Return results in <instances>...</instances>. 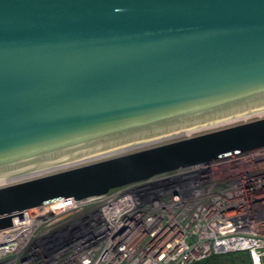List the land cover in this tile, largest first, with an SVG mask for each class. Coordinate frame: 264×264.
I'll return each mask as SVG.
<instances>
[{"label": "water", "instance_id": "water-1", "mask_svg": "<svg viewBox=\"0 0 264 264\" xmlns=\"http://www.w3.org/2000/svg\"><path fill=\"white\" fill-rule=\"evenodd\" d=\"M262 110L264 0H0V180ZM150 144L0 186V229L263 147L264 117Z\"/></svg>", "mask_w": 264, "mask_h": 264}, {"label": "built area", "instance_id": "built-area-1", "mask_svg": "<svg viewBox=\"0 0 264 264\" xmlns=\"http://www.w3.org/2000/svg\"><path fill=\"white\" fill-rule=\"evenodd\" d=\"M230 252L264 264V146L28 208L0 229V264H189Z\"/></svg>", "mask_w": 264, "mask_h": 264}, {"label": "bare ground", "instance_id": "bare-ground-1", "mask_svg": "<svg viewBox=\"0 0 264 264\" xmlns=\"http://www.w3.org/2000/svg\"><path fill=\"white\" fill-rule=\"evenodd\" d=\"M261 115L264 116V110L258 111V112H255V113H251V114H247V115H244V116L236 117V118H233V119L217 122V123L210 124V125L214 126V125H218V124H221L223 122H226V121L232 122L234 120L244 121V120L249 119V118L261 117ZM210 125H207V126L209 127ZM207 126H203V127H199V128H196V129L188 130V131H185V132L177 133V134L170 135V136L164 137L162 139H156L155 141H150V142H147V143H144V144H137V145L121 148V149H118V150H114V151L98 154V155H95V156L83 158V159H80V160L64 163V164H61L60 166H53V167L37 170V171H34V172L26 173V174H23V175H20V176H15V177L7 178V179H4V180H0V186L11 184V183H15V182L24 180L25 178L28 179V177L32 178L34 176H38V175L43 174V173H51V171H53V170H58V169H61V168H66V167L69 168V167H71L73 165L83 164V163H86V162L96 161V160L108 158V157H111V156L123 154V153H126L128 151H131V150L146 146L147 144H150V143L153 144V143H158V142L164 141V140H166L168 138H176V137H180V136H188V135H190L192 133L197 132L198 129H204L203 131H205L207 128H204V127H207ZM188 132H190V133H188Z\"/></svg>", "mask_w": 264, "mask_h": 264}, {"label": "trees", "instance_id": "trees-1", "mask_svg": "<svg viewBox=\"0 0 264 264\" xmlns=\"http://www.w3.org/2000/svg\"><path fill=\"white\" fill-rule=\"evenodd\" d=\"M189 264H250V258L247 252H230L226 254H211Z\"/></svg>", "mask_w": 264, "mask_h": 264}, {"label": "rangeland", "instance_id": "rangeland-1", "mask_svg": "<svg viewBox=\"0 0 264 264\" xmlns=\"http://www.w3.org/2000/svg\"><path fill=\"white\" fill-rule=\"evenodd\" d=\"M262 116V115H261ZM235 122H239V121H237V120H234V121H232V122H230V121H226V122H223V123H221V124H218V125H214V126H207V127H204V128H207L206 129V131L205 132H208V131H211V130H213V128L214 129H216L217 127L218 128H222V127H225V126H227L228 124H231V123H235ZM211 129V130H210ZM203 131L204 129H198L197 131ZM193 132V131H192ZM188 133H190V132H188ZM199 133H201V132H199ZM196 134H198V133H196ZM77 165H81V164H77ZM73 166H75V165H73ZM72 167V166H71ZM67 168V167H66ZM61 169H65V168H61ZM58 170H60V169H58ZM53 171H57V170H53ZM53 171H51V172H53ZM43 174H47V173H43ZM43 174H40V175H43ZM40 175H38V176H40ZM34 177H36V176H34ZM29 178V177H28ZM26 179V178H25Z\"/></svg>", "mask_w": 264, "mask_h": 264}]
</instances>
